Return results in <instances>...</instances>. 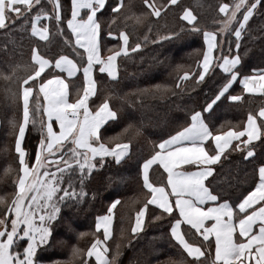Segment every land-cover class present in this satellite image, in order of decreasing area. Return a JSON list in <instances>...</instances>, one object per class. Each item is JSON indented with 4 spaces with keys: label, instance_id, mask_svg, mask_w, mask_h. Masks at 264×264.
Instances as JSON below:
<instances>
[{
    "label": "snow or ice",
    "instance_id": "snow-or-ice-1",
    "mask_svg": "<svg viewBox=\"0 0 264 264\" xmlns=\"http://www.w3.org/2000/svg\"><path fill=\"white\" fill-rule=\"evenodd\" d=\"M51 3L52 12L49 13L44 7H40L41 0H0V28L8 26L10 17L14 22L23 20L24 22L18 25L21 32H29L30 23L31 37H38L47 44H51L57 37H62L64 48L70 49L68 54H62L61 49V52L49 58L41 53L38 46L33 45L30 50L33 71L22 80L19 90L12 94L15 101L22 102V117L18 122H13L14 131L18 128L15 133V153L18 155L19 168L11 202L8 203L0 197V204L6 207L0 215V264H39L37 250L50 243L54 222L61 214L62 206L75 205L86 197V177L92 175L98 164L102 166L106 157H113L119 163L129 155L128 143H116L114 147H109L101 142L102 126L106 127V122L119 119V114L112 109L109 99L105 98L95 110L89 109V97L97 93V83L93 77L94 68L98 66L100 73H106L109 78L115 79L118 73V58L141 48V44L137 43L134 49H130V37L124 28L118 33L112 30L123 11V0H113L111 5L107 35L117 36L120 43L118 47L110 48L107 56L102 55L101 37L105 21L101 19L100 14L109 7L108 0H70V16L66 21L62 0H51ZM176 3L177 0H167L166 4L156 5L154 0H143V4L147 5L151 12L135 15V23L143 24L149 15L160 17L169 5ZM34 8H39V11L32 15ZM260 8H264V0H235L233 4L220 5L219 11L225 13L226 18L220 22L219 32H231L234 27L237 54L216 58L213 49L217 48V33L205 31L204 40L207 47L203 52V59L199 61V75L195 79L197 82L203 81L218 65L226 74L225 80L214 97L207 100L200 110H191L185 121L186 126L161 140L156 145L159 150L141 165L143 186L149 190V194L144 206L135 214L131 232L138 234L143 231L148 206H156V209L160 210V216H154L153 219L159 220L161 216L168 214L171 221V237L178 242L188 257L193 258L191 264H204L201 260V257H205L202 251L204 244L190 243L186 238L187 234L181 231L183 224L189 225V230L195 229L209 245V237L214 234L215 255L211 264H245V261L249 264L252 261L254 264H264V161L259 163L255 186L246 191V194L241 193L235 206L230 203V198L226 199L223 195L225 190H231L233 184L239 183L238 174L233 176L231 169L224 170L227 150L239 151L245 159H254L253 142L264 137V119L258 123L257 116L249 112L242 130H234L229 126L226 131L215 133L208 121L215 105L226 95L235 80H240L245 92L264 93V70L240 78L238 69L241 65L238 50L242 36H251L252 31H258L264 38V11H260ZM240 13L242 17L238 15ZM29 16L30 21L27 19ZM254 16L259 17V23L250 28V21ZM181 18L189 25L197 20L189 8L183 9ZM42 19H54L55 31H50L48 24L39 27L38 23ZM127 19L128 17H125V20ZM65 22L67 31L63 27ZM192 30L199 31L195 27ZM179 35V32H169L161 39H177ZM73 55L78 57L79 61L74 59ZM80 65L84 77L83 94L78 95L71 103L66 78L52 75L50 79H44L41 76V73L48 74L46 69L51 70L54 67L61 73H67L70 78L81 70ZM189 75L190 73L185 71L180 79L186 80ZM37 79L42 81L39 82V93H43L42 107L47 119L42 118L39 121L40 139L35 146L33 162L26 159L28 153L22 147V141L30 120L33 126L37 124L32 117L41 105L37 104L33 108L30 104L34 88L27 86L29 81L35 85ZM36 98L38 99V96ZM227 99L239 101L241 96L229 95ZM259 117L264 118V108L260 109ZM56 125L59 126V131L55 130ZM245 136L246 139H242ZM157 163L167 172L166 185H157L150 180L149 169ZM182 165L195 167V170L182 171ZM74 176L79 182L78 185L73 181ZM118 203V200H114L108 212L111 213ZM111 219L110 215L96 218V228L103 227L105 240L110 235ZM209 220L214 221L210 227L205 224V221ZM257 224L258 230H254V225ZM237 231L238 235H234ZM101 243L99 238L94 240L87 249V256H95L96 264H116L121 254L119 244L115 253L110 256L107 247H98ZM82 254L83 250L73 249V257ZM174 264L186 262L181 260Z\"/></svg>",
    "mask_w": 264,
    "mask_h": 264
},
{
    "label": "trees",
    "instance_id": "trees-1",
    "mask_svg": "<svg viewBox=\"0 0 264 264\" xmlns=\"http://www.w3.org/2000/svg\"><path fill=\"white\" fill-rule=\"evenodd\" d=\"M154 2L156 5H162L166 4L167 0ZM234 2L235 0H177V3L169 5L160 17L149 15L143 24H136L135 15L150 13L151 9L143 4V0H123V11L117 23L112 26V30L118 33L124 28L130 37V49H134L137 43L141 44V48L129 51L127 56L118 58L116 79H108L100 72L96 74L98 89L93 101L99 102L108 98L112 109L119 114L118 120L108 122L106 127H102L101 142L109 147L116 143H128L129 155L119 163L113 157H106L103 165L98 164L92 175L86 177L84 189L86 197L75 205L62 206L61 214L54 222L50 243L37 250L39 263L87 264L90 261L91 264H96L95 260L86 254L92 242L102 237L101 231L96 229V218L107 213L112 202L118 200L119 203L112 209V234L105 242L110 256L115 253L119 244L121 254L116 264H174L181 260L191 264L193 258L188 257L171 237V221L168 214L161 216L159 220L153 219L154 216H160V210L154 205H149L146 210L143 231L138 234L131 232L135 214L144 206L149 194V190L143 186L141 165L154 154L157 150L156 145L161 140L186 126L185 121L191 110H200L207 100L214 97L224 82L226 74L218 65L203 81L197 82L195 77L199 75V61L202 60L205 51V31L217 33V48L213 49L216 58L237 54L234 27L231 32H219L220 22L226 18L225 13L219 11V7L222 3ZM62 4L66 21L70 16V0H62ZM112 4L113 0H108L109 7L100 14L101 19L105 21L101 37L104 51L118 47L120 43L117 36L113 38L107 35V21ZM40 7L51 13V0H41ZM184 8H189L197 17L192 25L181 18ZM36 11H39V8H34L31 14L35 15ZM260 11H264V8H260ZM238 15L242 17V13ZM125 17L128 19L125 20ZM27 19L30 21L31 16ZM23 22V20L14 22L10 17L8 26L0 28V197L9 201L8 203L15 192L12 179L19 168L13 144L17 129L14 131L13 122H18L22 117V102L15 101L12 94L19 90L22 80L33 71L31 47L38 46L41 53L49 58H53L61 49L62 54H68L70 51L64 48L62 37L55 38L51 44L40 41L38 37H31L30 23L29 32H21L18 25ZM258 23L259 17L254 16L249 27L254 28ZM47 24L50 31H55L54 19L47 20ZM63 27L67 31L66 22ZM193 27L199 31H193ZM169 32H179L180 35L177 39H161ZM111 44L115 45L106 47ZM173 51L178 52V55H172ZM238 51L241 56V65L238 66L240 76L264 69V38L261 33L252 31L251 36L243 35ZM73 58L79 61L74 55ZM185 71L190 75L188 79L181 80L180 77ZM27 86L34 88L30 104L33 108L37 104L41 105L39 111L32 117L37 121L36 126H33L30 120L22 141V147L28 153L26 159L34 162L35 146L40 139L39 121L44 119L43 100L39 95L38 83L33 85L29 81ZM238 90L237 79L228 93L236 95ZM263 97L241 93L239 101H228L227 95L223 96L208 117L211 129L214 132L227 129L229 126L238 129L243 125V118L247 113L257 114L259 107L264 104ZM253 143L254 159H245L239 151L228 150V157L224 161V170L231 169L233 176L237 174L239 176L238 185L233 184L231 190L223 192L224 197L230 198L233 205L237 203V197L251 190L258 180V166L264 161V137ZM6 169L10 170L6 172ZM149 176L157 185L165 183V176L157 165L151 168ZM73 181L78 185L75 176ZM5 210V205L0 204V215ZM189 229L187 225L181 227L190 243L199 245L203 242L202 251L205 257H201V260L204 264H211L209 253L213 248L212 240L209 239L211 241L209 245L196 235L194 229ZM81 233L85 235L81 236ZM74 248L83 250V254L73 257Z\"/></svg>",
    "mask_w": 264,
    "mask_h": 264
},
{
    "label": "crops",
    "instance_id": "crops-1",
    "mask_svg": "<svg viewBox=\"0 0 264 264\" xmlns=\"http://www.w3.org/2000/svg\"><path fill=\"white\" fill-rule=\"evenodd\" d=\"M44 23V24H41V23ZM39 23H38V26L39 27H43L45 24H47V19H42L41 21H40ZM113 38H115L116 36L114 35V36H112ZM101 43H102V41H101ZM115 44H111V45H106V47L107 48H109V46H111V47H113ZM206 47H207V45L205 44V49H206ZM109 54V51H104V50H102V55H105V56H107ZM203 59V58H202ZM85 60H86V57H85ZM86 62V61H85ZM80 71L79 72H77L73 77H67V73H61V71L59 70V69H55L54 67H52L51 68V70H49V69H46L45 71L48 73L47 75H45L44 73H41V76L44 78V79H50L51 78V76L52 75H61L62 76V78H66L65 79V82L67 83V84H69V96H70V99H69V102L71 103V102H74L75 101V99H77L78 98V95H82L83 94V86H84V77H83V71H82V65H80ZM261 70H264V69H261ZM259 70H254V71H252L251 73H248V74H244V75H242V76H240V78H242L243 76H245V75H247V76H252V75H255V74H257V72H258ZM99 73V69H98V66L97 67H95L94 68V70H93V77H94V79L96 80V83H97V75L96 74H98ZM118 74V73H117ZM104 75L108 78V79H112V80H114L113 78H109L108 76H107V74L106 73H104ZM117 78V77H116ZM115 78V79H116ZM39 82H42V81H40L39 79H37V83H38V91H39ZM235 82V81H234ZM233 82V83H234ZM257 83H259V82H257ZM232 86V85H231ZM238 86H239V90H238V93L236 94V95H240L241 96V93H246V94H249V95H263L264 96V93H262V92H256V93H248V92H245L244 91V89H243V85L240 83V80L238 79ZM97 89H98V83H97ZM39 95H40V97L42 98V100H43V103H44V98H43V93H39ZM226 95L227 96H229V95H235V94H232V93H226ZM96 95H94V96H92V97H89V109L90 110H95V108L100 104V103H102L103 101H99V102H94L93 100H94V97H95ZM229 101V100H228ZM263 101H264V97H263ZM261 108H264V104L262 105V107H259V109H258V111H257V114H256V116H257V122L259 123V121H258V119H264V118H261V117H259V111H260V109ZM248 114L249 113H247L245 116H244V118H243V125L246 123V121H247V116H248ZM80 118L82 119L83 118V114H82V112H81V115H80ZM44 119L46 120L47 118H46V116H44ZM111 122V121H110ZM108 122H106V124H107ZM243 125L242 126H240V127H238V129H235L234 127V130H242V127H243ZM103 127V126H102ZM55 130L56 131H59V126L58 125H56L55 126ZM225 131L227 130V129H224ZM214 132V131H213ZM215 133V132H214ZM165 139H167V138H165ZM242 139H246V136L245 137H243ZM239 141H233V143H238ZM159 144V143H158ZM115 146V145H114ZM114 146H112V147H114ZM159 149H158V147H157V150L156 151H158ZM228 151V150H227ZM143 164V163H142ZM154 165H157V166H159L160 167V169H161V171L163 172V174H164V176H165V183L164 184H160V185H166L167 184V172L164 170V168L161 166V165H159V163H157V164H154ZM154 165H152L151 166V168L154 166ZM151 168L149 169V172H150V170H151ZM180 170H182V171H194L195 170V167H188L187 165H182V166H180ZM142 175V174H141ZM142 179H143V176H142ZM168 191H170V189H168ZM172 200H173V202H174V198H172ZM239 201H237V203H238ZM233 206H235V205H233ZM156 207V206H155ZM253 210H255V208H253ZM236 211H238V210H236ZM106 215H110L111 216V224H110V235H109V237L111 236V234H112V225H113V215H112V212L111 213H109V212H107V213H105V214H103V215H100V216H98V217H103V216H106ZM176 216L178 217L179 216V213L177 212V214H176ZM134 222H135V220H134ZM211 223H214V221H211V220H209V221H205V224L207 225V226H211ZM134 224V223H133ZM183 225H187V224H183ZM187 226H189V225H187ZM190 227V226H189ZM97 229V228H96ZM97 230H100L101 231V233H102V237H100L99 238V240L100 241H102V243L101 244H99L98 245V247H100L101 249H103L104 247H106V241L107 240H105V238H104V229H103V227H101L100 229H97ZM195 230V229H194ZM254 230H258V224L257 225H254ZM196 232V231H195ZM196 235L198 236V237H201V238H203L199 233H196ZM234 235H238V231H237V233L236 234H234ZM108 237V238H109ZM97 239V238H96ZM209 239H211L212 240V242H213V248H212V250H211V259H213L214 258V255H215V236H214V234L213 235H211L210 237H209ZM177 242V241H176ZM178 243V242H177ZM91 246V245H90ZM183 249V248H182ZM95 257V256H94ZM245 264H249V262L248 261H245ZM251 264H254V261H252L251 262Z\"/></svg>",
    "mask_w": 264,
    "mask_h": 264
},
{
    "label": "rangeland",
    "instance_id": "rangeland-1",
    "mask_svg": "<svg viewBox=\"0 0 264 264\" xmlns=\"http://www.w3.org/2000/svg\"><path fill=\"white\" fill-rule=\"evenodd\" d=\"M222 36H223V35H222ZM178 51H180V50H178ZM172 55H178V52L173 51V52H172ZM155 73H156V72H154V73L152 72V74H155ZM158 73H159V72H158ZM158 73H157V74H158ZM17 131H18V128H17ZM17 131H16V132H17ZM13 144H14V151H15V134H14V141H13ZM16 155H17V154H16ZM17 159H18V155H17ZM17 174H18V171H17ZM17 174H15V175L13 176V179H12L13 182H14V184H15V177L17 176ZM8 202H9V201H8ZM10 202H11V201H10ZM95 240H96V239H95ZM92 258L95 260V257H94V256H92ZM95 262H96V260H95ZM39 264H43V263H39ZM56 264H68V263H67V262H64V263H63V262H62V263L59 262V263H56Z\"/></svg>",
    "mask_w": 264,
    "mask_h": 264
}]
</instances>
